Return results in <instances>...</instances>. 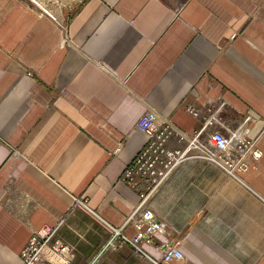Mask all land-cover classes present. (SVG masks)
<instances>
[{
  "label": "crops",
  "instance_id": "crops-1",
  "mask_svg": "<svg viewBox=\"0 0 264 264\" xmlns=\"http://www.w3.org/2000/svg\"><path fill=\"white\" fill-rule=\"evenodd\" d=\"M78 1L55 21L0 0V264L61 219L76 263L96 258L139 201L121 179L149 108L183 146L214 114L203 135L242 127L261 155L232 177L191 149L151 197L165 233L96 264H153L163 240L172 264H264V0Z\"/></svg>",
  "mask_w": 264,
  "mask_h": 264
},
{
  "label": "built area",
  "instance_id": "built-area-1",
  "mask_svg": "<svg viewBox=\"0 0 264 264\" xmlns=\"http://www.w3.org/2000/svg\"><path fill=\"white\" fill-rule=\"evenodd\" d=\"M215 120L214 114H210L203 122L204 125L192 136L190 144L178 147L172 144V134H179L180 141L186 139V134L172 124L170 119L150 108L138 119L135 127L144 133L146 141L128 164L121 180L138 193L139 201L132 207L122 225H108V239L101 246L96 258L89 259L86 264H96L99 256L117 251L126 243L131 244L137 253L146 254L140 247V242L144 240L155 243V234L165 233L166 228L165 220L158 216L152 206L151 197L174 169L190 157L191 149L196 148L199 156L218 165L227 176L232 177H236L237 170L248 168L249 155L255 160L260 157V150L252 148V142L247 139L242 127L228 129L226 134L214 129L203 135L206 127ZM78 202L82 201L78 199ZM63 221L61 219L54 226L40 227L34 231L28 244L20 251L21 264H78L74 246L59 237L58 231ZM127 226H132L135 234H125ZM177 242L161 241L158 248L162 257L151 258L153 264H172L175 260L184 259Z\"/></svg>",
  "mask_w": 264,
  "mask_h": 264
},
{
  "label": "rangeland",
  "instance_id": "rangeland-1",
  "mask_svg": "<svg viewBox=\"0 0 264 264\" xmlns=\"http://www.w3.org/2000/svg\"><path fill=\"white\" fill-rule=\"evenodd\" d=\"M25 1L28 3L29 6H31V8L37 9L41 13H44L45 15L49 16L52 20L59 21L63 16L64 18L67 19V9L69 10L71 8H74L72 6L78 0H25ZM179 137L180 135L177 134L176 132L172 134V139L174 143H178L180 147H182L183 143L182 141L179 140Z\"/></svg>",
  "mask_w": 264,
  "mask_h": 264
}]
</instances>
